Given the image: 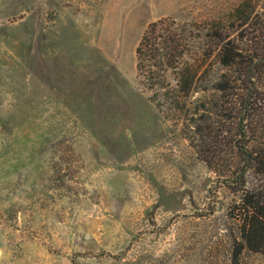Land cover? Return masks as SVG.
<instances>
[{
    "label": "rangeland",
    "instance_id": "374dc122",
    "mask_svg": "<svg viewBox=\"0 0 264 264\" xmlns=\"http://www.w3.org/2000/svg\"><path fill=\"white\" fill-rule=\"evenodd\" d=\"M245 12L258 22L264 0H182L169 16L210 35L193 42L209 50L193 104L217 99L213 35ZM147 27L107 0H0V264H230L239 197L150 100Z\"/></svg>",
    "mask_w": 264,
    "mask_h": 264
},
{
    "label": "trees",
    "instance_id": "16d2710c",
    "mask_svg": "<svg viewBox=\"0 0 264 264\" xmlns=\"http://www.w3.org/2000/svg\"><path fill=\"white\" fill-rule=\"evenodd\" d=\"M249 17L242 14L225 40L219 32L213 35L221 41L218 56L225 72L215 87L217 99L209 104L191 102L209 75V50L195 49L193 42L209 33L203 36L189 30L190 24L164 17L148 25L136 49L137 71L150 100L166 119L183 126L215 174L217 190L239 197L227 211L230 264H242L246 250L264 255V12L254 16L256 23Z\"/></svg>",
    "mask_w": 264,
    "mask_h": 264
},
{
    "label": "crops",
    "instance_id": "0c3cea01",
    "mask_svg": "<svg viewBox=\"0 0 264 264\" xmlns=\"http://www.w3.org/2000/svg\"><path fill=\"white\" fill-rule=\"evenodd\" d=\"M107 3L117 10L119 16L130 19L135 26L138 23L149 25L164 17L175 16L182 7V0H107Z\"/></svg>",
    "mask_w": 264,
    "mask_h": 264
}]
</instances>
